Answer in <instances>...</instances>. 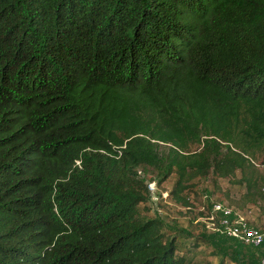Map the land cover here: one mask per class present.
<instances>
[{
    "label": "trees",
    "instance_id": "trees-1",
    "mask_svg": "<svg viewBox=\"0 0 264 264\" xmlns=\"http://www.w3.org/2000/svg\"><path fill=\"white\" fill-rule=\"evenodd\" d=\"M147 170L264 212V0H0V264H186Z\"/></svg>",
    "mask_w": 264,
    "mask_h": 264
},
{
    "label": "rangeland",
    "instance_id": "rangeland-1",
    "mask_svg": "<svg viewBox=\"0 0 264 264\" xmlns=\"http://www.w3.org/2000/svg\"><path fill=\"white\" fill-rule=\"evenodd\" d=\"M144 175L148 183L155 184L159 199L148 198L141 202L139 212L142 216L160 220L164 235L175 237L176 254L183 255L186 264H260L264 246L215 235L204 221L209 207L205 199L207 194L211 199L230 204L254 226L264 229L262 206L245 201L243 185L209 171L206 176L195 178L184 190L185 202L176 200L169 193L175 181L174 173L162 181H158L152 170H147Z\"/></svg>",
    "mask_w": 264,
    "mask_h": 264
},
{
    "label": "built area",
    "instance_id": "built-area-1",
    "mask_svg": "<svg viewBox=\"0 0 264 264\" xmlns=\"http://www.w3.org/2000/svg\"><path fill=\"white\" fill-rule=\"evenodd\" d=\"M149 187L151 198L157 201L159 195L156 194L155 184L149 183ZM205 199L208 200L209 205L204 217L208 228L220 235H227L247 244L264 246V230L250 223L241 211L228 203L211 199L207 194ZM259 261L260 264H264V251Z\"/></svg>",
    "mask_w": 264,
    "mask_h": 264
}]
</instances>
